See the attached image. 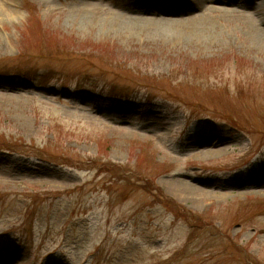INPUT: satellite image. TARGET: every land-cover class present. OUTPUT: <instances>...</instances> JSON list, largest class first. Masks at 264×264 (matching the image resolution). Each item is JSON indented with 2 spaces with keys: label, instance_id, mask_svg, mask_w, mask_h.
<instances>
[{
  "label": "rangeland",
  "instance_id": "rangeland-1",
  "mask_svg": "<svg viewBox=\"0 0 264 264\" xmlns=\"http://www.w3.org/2000/svg\"><path fill=\"white\" fill-rule=\"evenodd\" d=\"M252 1L0 0V264H264Z\"/></svg>",
  "mask_w": 264,
  "mask_h": 264
},
{
  "label": "bare ground",
  "instance_id": "bare-ground-1",
  "mask_svg": "<svg viewBox=\"0 0 264 264\" xmlns=\"http://www.w3.org/2000/svg\"><path fill=\"white\" fill-rule=\"evenodd\" d=\"M199 2H200V5L205 9V11H209L212 15H224V14L230 13V11L226 8H215V7L213 8V7L207 6V3H223V5H236V6H239L242 8L247 7V9H253L254 11L257 9L254 7L252 0H240V1H237V0H199ZM166 9L167 8H164L162 10L163 13H166V11H165ZM4 12H6V11L2 12L0 10V17L4 16L3 15V14H5ZM119 17L124 18V19H129V18L124 17L122 15H119ZM166 19L167 18H162V19H158L157 21H160L159 23H170L171 22L170 20H166ZM124 21H126V20H124ZM198 27H200V26H190L187 29L189 31L194 32V31H197L199 29ZM163 30H172V29H171V27L166 28V29L161 28V31H163ZM188 30H185V31H188ZM254 43H255L254 47H256L258 50L264 51V25L257 28ZM178 187H179V189H178L179 193H182V194H186V193H189L191 191V186H189L186 182H179Z\"/></svg>",
  "mask_w": 264,
  "mask_h": 264
}]
</instances>
